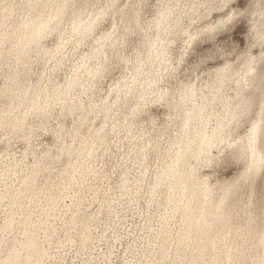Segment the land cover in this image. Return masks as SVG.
Here are the masks:
<instances>
[{
    "label": "rangeland",
    "instance_id": "obj_1",
    "mask_svg": "<svg viewBox=\"0 0 264 264\" xmlns=\"http://www.w3.org/2000/svg\"><path fill=\"white\" fill-rule=\"evenodd\" d=\"M40 2L0 0V237L7 225L25 245L22 256L0 246V264H115L125 258L118 241L129 233L151 244L127 256L134 264L163 262L164 252L179 264H219L230 258L225 248L233 250L232 259L239 249L242 258L259 264L264 168L259 150L254 165L251 153L245 155L243 137L234 134L239 125L224 103L241 83L235 73L217 83L211 67H202L197 79L196 60L187 63L199 58L204 44L187 37H197L212 16L211 7L198 5L211 0H155L179 8L167 24L166 41L144 59L161 72L183 56V75L195 85L178 101L180 109L149 111L167 140L137 154L131 146L125 150L117 131L102 149L96 145L90 161L79 143L73 149V139L99 134L116 113L102 106L100 91L93 93L82 74L46 75L37 65V44L56 58L32 28L39 12L22 7ZM9 35L12 43L5 46ZM86 169L91 181L73 189ZM116 227L120 232L113 236L109 229Z\"/></svg>",
    "mask_w": 264,
    "mask_h": 264
},
{
    "label": "snow or ice",
    "instance_id": "obj_2",
    "mask_svg": "<svg viewBox=\"0 0 264 264\" xmlns=\"http://www.w3.org/2000/svg\"><path fill=\"white\" fill-rule=\"evenodd\" d=\"M22 7L35 8L39 12L37 23L32 28L39 37V43L48 46L49 54H56L55 60L49 59L39 51L37 44L34 53L37 65L46 69V75L69 74L70 70L73 78L82 74L93 93L100 91L102 106L116 113L112 122L106 124L99 134L93 130L73 139V149L79 143V151L86 160L90 161L99 150L97 144L102 149L104 141L110 142L117 131L125 150L131 146L137 154L151 152L153 144L166 141L167 130L157 127L154 121L150 122L148 113H155L165 106L169 110L181 108L178 101L195 91L192 80L183 75L187 63L195 59L193 69L197 79L202 67L214 69L211 75L217 77V83L225 73L236 74L241 88L236 90V95L227 98L225 108L239 125L234 134L243 137L245 155L251 153L254 165L259 150L261 167L264 168V0H211L210 4L198 5L201 9H212L210 21H205L209 26L201 27L197 37H187L197 43L204 41L199 58L191 57L186 63L182 56L179 62L172 61L171 66L161 72L144 59V53L150 48L158 50L166 41L167 24L176 18L179 5L157 4L155 0H41L35 5ZM150 17L151 21L146 23ZM145 32L148 33L147 38ZM11 43L9 35L5 46ZM253 51H258L259 56L252 55ZM217 64L223 67L216 68ZM73 65H76L75 69ZM140 120L145 121L143 126ZM217 131L227 134L225 129L218 128ZM88 145L92 146L91 153ZM91 179L92 172L86 169L79 177L80 184H74L73 189L83 187ZM260 208L264 214V197ZM109 231L115 236L120 228H110ZM137 236L138 233H129L126 239L120 237L118 246L125 253V258L117 259L115 264H134L128 261L127 256L141 248L147 250L151 247ZM259 238L264 246V223L261 224ZM78 243L77 240L76 246ZM0 246L20 256L25 251L15 229L7 225L0 237ZM224 251L230 258L219 264H255L242 258L239 249L235 250L236 259L231 258L232 249L225 248ZM162 254L166 260L153 261L152 264H179L171 259L169 253ZM16 264L25 262L21 259ZM259 264H264V259Z\"/></svg>",
    "mask_w": 264,
    "mask_h": 264
},
{
    "label": "bare ground",
    "instance_id": "obj_3",
    "mask_svg": "<svg viewBox=\"0 0 264 264\" xmlns=\"http://www.w3.org/2000/svg\"><path fill=\"white\" fill-rule=\"evenodd\" d=\"M5 264V263H4Z\"/></svg>",
    "mask_w": 264,
    "mask_h": 264
}]
</instances>
